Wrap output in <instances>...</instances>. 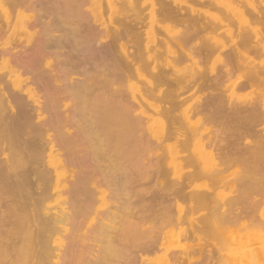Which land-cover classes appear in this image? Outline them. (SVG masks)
I'll list each match as a JSON object with an SVG mask.
<instances>
[{
	"label": "bare ground",
	"instance_id": "obj_1",
	"mask_svg": "<svg viewBox=\"0 0 264 264\" xmlns=\"http://www.w3.org/2000/svg\"><path fill=\"white\" fill-rule=\"evenodd\" d=\"M107 5L108 22L96 15ZM236 22L238 46L227 52L250 86L264 83V66L247 55L264 52V0H0V264H139L145 253L161 251L165 241L156 228L162 221H189L184 240L195 242L193 254L207 250L208 264H264V208L256 240L252 235L245 244L264 206L259 175L237 177L231 184L236 194L225 199L215 187L193 185L198 176L228 185L223 167L231 160L253 156L264 163L263 134L257 132L250 145L240 143L244 131L264 118V101L242 106L223 99L227 72L211 76L203 66L223 46L214 30L229 25L225 31L233 34ZM169 25L179 27L178 34L160 40L162 48L150 45ZM107 38L108 45L102 42ZM177 53L191 62L190 75L159 64L160 56ZM142 66L149 75L145 85L139 97L127 98L116 83L131 81ZM205 89L213 92L211 102L181 109L183 93ZM225 109L234 124L210 129ZM155 119L165 131L162 141L174 142L143 165L149 145L143 133L150 130L140 132ZM228 138L235 153L221 148ZM192 167L195 172L158 186L163 196L144 204L142 180L152 169L166 175ZM180 201L188 202L187 209ZM233 226L237 235L229 245L235 248L223 254L216 243ZM192 253L165 251L163 257L166 264H186Z\"/></svg>",
	"mask_w": 264,
	"mask_h": 264
},
{
	"label": "rangeland",
	"instance_id": "obj_2",
	"mask_svg": "<svg viewBox=\"0 0 264 264\" xmlns=\"http://www.w3.org/2000/svg\"><path fill=\"white\" fill-rule=\"evenodd\" d=\"M148 10L149 9H147V11L146 10L144 11V14L145 15H148V13H149ZM96 15L99 18H103V20H106V17H107V22H108V18H109L108 5H107V11L105 10L101 14H99L98 11H96ZM52 16H53V14L50 15L49 19H51ZM147 18H149V17H147ZM147 21H149V19ZM233 22L234 23H232V22L231 23L232 24H235V21H233ZM238 25L239 24L236 22V26L233 25L232 27H234V28L233 29L231 28V30H229V31H233V34H234V30H235V32H237V28L236 27ZM226 26H229V25H224L223 28H220L222 26H219V28H216L214 30L215 32H217V36L215 35L214 31L211 32L210 35H209V37H211V39L212 38H215V36H216L215 39L220 40L219 43L222 41V45L223 46H220L221 43L219 44L217 42L219 44L218 45L219 47L217 46L218 49L215 51L217 53L216 54L212 53L211 55H209L208 59L205 61V64L203 65L204 68H205V71L207 73L211 74V76H213L215 73H217L218 71H220L222 68L225 71V73L227 72V75H224V77L222 79V82H221V89H222L223 95L225 94L224 95L225 97L224 96H223L224 98L222 97L223 99H225L226 96H227L229 98V101L234 102L235 104H239L240 103L239 105L242 104V106H244V104L245 105H249L252 102H254V100L255 101L256 100L264 101V87H263L264 86V83L258 82V84L255 83L256 85L255 84L254 85L251 84L253 86H250L247 83L248 81L246 79L247 77H246L245 70L241 69L240 66L238 68L237 65H236L238 63V61L237 60H234L235 58L234 59L231 58V56H232L231 53L232 52L231 51L230 52H227V51L230 50V47L231 46H233V45L236 46V47L238 46L237 41L239 39V36H237V35H238V32L239 31L236 34H234V35L232 33H228L227 34L225 30H227V32H228V29L229 28H226ZM168 27L165 26L166 31L165 30L164 31H160L157 34L156 41L154 42V44L152 43L153 42L152 40L150 41L149 44L150 45L158 44V46H160V48H162L161 47L162 46V43H161L160 40H162V39L170 40V38H174V36H176L178 34L179 27L178 28L177 27L175 28V26H172V25H169ZM229 27H231V26H229ZM243 27H245V26H243ZM167 29H168V31H167ZM217 30H219V31H217ZM200 32L201 31H199V33ZM202 32H203V34H201ZM202 32L199 35H204V33H206L205 31H202ZM232 35H233V37H232ZM234 37L236 38V40L234 39ZM150 39H151V37H150ZM214 40H211V41L213 42ZM216 41L217 40H215L214 42H216ZM102 42L104 44L107 43V45L111 43L110 42V38H107V39H105ZM235 43H237V45ZM253 46H254V44H253ZM242 47H243V45H242ZM244 47L246 48V46H244ZM244 47H243V49H244ZM174 50H177V48H175ZM177 52L179 53L178 50H177ZM250 52H251V50H250ZM178 53L177 54L163 55V57L160 56L161 59L158 60L159 61V64L161 66L165 67V68L167 67L171 72L174 71L177 75L188 76V75L191 74V72H193V69L194 68L191 66V62L189 60L177 58V56L179 55ZM227 53H229V55ZM247 55H250V57L252 56V58L254 57L253 58L254 60H252V61L253 62L256 61L255 64L260 65V66H264V52H260L259 53L257 51H254V53H253V50H252V53H248ZM228 59H229V61H228ZM222 60H224V61H222ZM234 61L235 62L237 61V63H235ZM190 68H191V70H190ZM188 70H190V71H188ZM146 71L148 72V70H145V68L142 66V67H140V70H139L138 74L134 75V77L133 76L131 77L132 78L131 81H130V78L129 79H126V80H120V81H118L116 83V86L118 88H121L122 91L124 90V94L126 95L127 98H132L133 94H134V96L139 97L140 91H138V89L141 88V87H143L145 85V81H146V79L149 76ZM186 71H187V73H186ZM134 80H136V81H134ZM120 82H122V83H120ZM142 83H144V84L142 85ZM120 84H122V85H120ZM163 87L162 88L164 90L167 89L166 86H163ZM232 93H233V95H232ZM210 95H212V96L210 97ZM184 96L187 97V99H189L188 100L189 102L187 100L185 102V97ZM183 98H184V102L182 103L181 109L182 110H184V109H190V108L196 106L198 104V102H200V101L201 102H205V103H206V101L208 103L211 102V100L213 98V92H211V90H209V89H205L202 92H198V94L197 93L190 92V91H187V92L183 93ZM208 100H210V101H208ZM233 100H235V101H233ZM227 101H228V99H227ZM209 109H214V108H212L211 106H209ZM221 116H222L221 119H217V120H219L218 123L220 125L217 124V122H216L217 120L213 119V121H215L216 124H213L212 123L210 125V129H217V128L218 129H225V128H227V125L229 126L231 124H234V123H232L234 121V119H233V121H232L231 118L228 119V117L230 116L228 110H226V109L225 110H222ZM257 119H259V118H257ZM260 119H262V121L261 120L260 121H256L255 122V126L251 130L244 131L243 134H245V135H242L244 137H242V139H241V142H240L241 145L246 146V145L252 144L253 143V138L255 137V134L257 132H259L261 135L262 134L264 135V121H263L264 118L262 117ZM157 120H159V119H157ZM157 120L155 119V123L152 122V123H149V124L148 123L145 124L142 132H140V134H142L144 132V130L147 129V128H148V130H150V132L149 131L147 132V130H145V132L143 133L144 136L145 135L146 136L148 135V137L145 136V138L146 139L147 138L149 139V142L147 143V144H149V145H147L149 148L146 146L147 147L146 149H147V152L148 153H147V155L145 157L146 159L142 163L143 165L145 163H147L148 158H150L152 156L153 157H156L157 156L156 158L158 159V156H161L162 155V150H163L162 147L163 146H166V144H172L174 142V140H169V141H164V142L162 141L161 138L163 137V133L165 131L163 130V127H159L161 125L157 122ZM180 120H182V119H180ZM146 121H147V119H145V122ZM193 121H194V119H193ZM156 122H157V124H156ZM257 122H259V123H257ZM177 125L180 126L179 123H177L175 126H177ZM229 127H231V126H229ZM234 127L236 129L239 128L237 125L236 126L234 125ZM234 127H232L233 132H234V129H235ZM184 129H186V128L184 127ZM228 129L230 130V128H228ZM230 131H232V130H230ZM149 133L152 134V136ZM236 133L237 132H234L232 135L234 136V134H235V136H237ZM149 136H150V138H149ZM243 138H245V139H243ZM151 140H153V142H155V143L153 144V142ZM250 140L252 141V143H251ZM232 141H233V139L228 138V139L224 140L223 142H221V145H222L221 148H223V152H227L228 153V152H230V150H232V153H235L236 152V151L233 152L234 149H235V147H232L231 146V145H233V143L231 144ZM151 147H153V148L151 149ZM237 161H240V162H237ZM255 161H256V164L254 163ZM259 164H260V166H259ZM256 165H258L260 167V169ZM142 167L141 168H136L135 167L133 169V171L140 170V169H142ZM255 167H257L258 169L255 168ZM146 168H148V167L145 166L144 170ZM223 168L225 170L224 171L225 173L223 175L229 176L228 179L230 180V182H229L228 185L227 184L226 185H222L220 183H216V182L212 181L210 178L208 179V177L204 178L205 176L202 177V178H198V177H201V176H198L197 178H195V180L193 182V185L195 187L199 188V189H204L205 187H211V188H214L215 187L214 190H216V192L219 193V194H217L218 197L219 198H222V196H223V199H225L224 197L228 198V197L234 196L236 194L234 192L235 187L233 188L231 184L234 183L235 180L238 179V178H241L243 176L244 177L247 176V177H250V178L253 177L254 179H258V177H259V179H260L259 181L262 182V184L264 183V163H261L259 161L257 162V160L253 156H250L248 159H243V160H240V159L239 160L238 159L231 160L230 162H228L227 164H225V167H223ZM149 170H151V169H149ZM152 170L149 172L150 174H148L142 180V182L144 183V186L143 187L144 188L145 187L148 188V193L146 195V200H145L144 204H148L150 202L151 198L154 197V195L157 196V194H158L159 196H161V195L163 196L164 191H161L158 186L168 185V182H169L170 179L174 181V179L176 180L178 178V176H180L181 174H182L181 176L183 177L184 174H186V173H188L190 171H192V172L193 171L194 172L196 171L194 169V167H192V168H185V170H183L182 173L175 172V171H171V172L169 171L170 173H168V172L165 173L164 172L167 175V178H166V175H163L162 174L163 172L162 173H158V174L155 173L157 175V178H156V175L153 174ZM255 174H258L259 176L257 177V175H255ZM148 180H150V181H148ZM58 184L59 185H62L63 184L62 178H61V180L58 181ZM170 194H173V191H170ZM108 195H109V190H107V197H108ZM258 196H260V195H258ZM260 198H261V196H260ZM134 199L136 200V198H134ZM109 204L110 203H109V197H108L107 198V208L109 207ZM164 204H166V203H164ZM179 204H180V206L182 208L187 209V207H188L187 206L188 202H186V201H180ZM162 205L163 204H160L159 206L157 205V209L163 210L162 209ZM105 208L106 207L103 206L102 208H100V210L101 209H105ZM263 208H264L263 205H261L260 207H258V212L255 215L256 217L254 216V224L253 225H249L251 227H250V229H247V230H248V233L251 234V237H249L250 238L249 240H247V238H246L245 244H248L249 242L252 243L251 240H253V239H251V238H253V236H254V238L256 240V236L255 235L256 234H259L258 233L259 229L256 230L255 223H257V225H256L257 228L260 227V223L261 222L258 221L257 218L259 216L260 217L259 220L262 219L261 216H260V211H262ZM176 209L177 208H175L174 211L172 210V212H175L176 213ZM203 211H201L198 214L193 215L192 217L193 218L195 217L194 219L197 220L196 218L200 217L202 214L205 213ZM91 217H92V214L91 215L89 214L88 217H87V219L85 220V222L90 221ZM85 222H83V223H85ZM161 223H162V225H161ZM161 223H159L157 225V228L159 226V228H158L159 230L156 228V231H158V232L161 233V236L164 237V240L163 241H165L164 244H163V246H162L161 251H158V252L155 251V252L145 253L144 255H142V258H141V261L139 262V264H142V263L143 264H166V261H165V259L163 257V254H164L165 251H168V252H171V251L172 252L173 251L177 252L178 251V253H184L185 255L189 254V252L192 253L195 242L192 239H190V240H186L185 239L184 240V236H183V229L185 231V229H189L190 228L189 227L190 226L189 225V223H190L189 221L188 222L180 223L179 225L178 224L171 223V224H168L169 227L167 226V223H165L166 224V228L164 226L165 224L163 223V221ZM237 230H238V227H236V226L231 227L229 229V231H227V233H228L229 236L228 235H226V236H227L228 239L225 237L226 239L224 241H219L218 240V242H217V239H216L215 242L214 241L212 242V240H214L213 238H211L212 240L210 239L209 236H207L206 238H208L209 240H211L210 243H216L217 242L216 243V246L219 243H220V245L222 244V246H220V245H218V246L222 248V253L223 254H227V253L230 252V250H232V249L235 248L234 245H229L230 244L229 241H230L231 238H233V237H235L237 235ZM181 231H182V235H181ZM162 232L164 233L163 235H162ZM100 238L101 239H106V235L103 234V235L100 236ZM223 242H225V243H223ZM210 248H212V246ZM206 251L207 250H204L203 253H201V252H195L194 254L192 253L190 255L191 258H192L191 262L190 263H186V264H193L196 261H199V262H202L203 261L202 264H208V262H210V260L205 259V256L207 254ZM202 259H204V260H202ZM114 264H119V263L116 262Z\"/></svg>",
	"mask_w": 264,
	"mask_h": 264
}]
</instances>
